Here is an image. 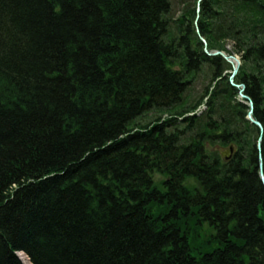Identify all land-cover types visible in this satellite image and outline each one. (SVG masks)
Listing matches in <instances>:
<instances>
[{
    "label": "trees",
    "instance_id": "obj_1",
    "mask_svg": "<svg viewBox=\"0 0 264 264\" xmlns=\"http://www.w3.org/2000/svg\"><path fill=\"white\" fill-rule=\"evenodd\" d=\"M261 166L264 0H0V264H264Z\"/></svg>",
    "mask_w": 264,
    "mask_h": 264
},
{
    "label": "bare ground",
    "instance_id": "obj_2",
    "mask_svg": "<svg viewBox=\"0 0 264 264\" xmlns=\"http://www.w3.org/2000/svg\"><path fill=\"white\" fill-rule=\"evenodd\" d=\"M200 1H202V0H199V2ZM198 12L200 11V8L198 7ZM196 29H197V31L200 33V28L198 27V21L196 20ZM202 37L203 36H201V39H202ZM203 38H205V37H203ZM206 39V38H205ZM202 41L204 42V40L202 39ZM206 42H207V40H206ZM204 44L206 45V48H205V50L207 51V53L208 52H212V51H215V50H220V49H215V50H209L208 48H207V45H208V42L207 43H205L204 42ZM221 51H223V50H221ZM225 53H227L226 51H224ZM209 54V53H208ZM228 54V53H227ZM210 55V54H209ZM228 55H233V54H228ZM222 56V55H221ZM223 57V56H222ZM238 57V56H237ZM224 58V57H223ZM239 59H240V61H241V65H242V59H241V57H238ZM225 59V58H224ZM233 61H234V65H237V61H236V59H232ZM227 61V60H226ZM229 62V61H228ZM230 63V62H229ZM231 64V63H230ZM232 65V67H233V64H231ZM241 65H240V67H241ZM240 69V68H239ZM233 70H234V68H233ZM233 70H232V75H231V81L236 85V86H238V87H240L241 88V91H240V96L242 97V98H248L249 99V97L244 93V90H245V88H244V90H242V84H236L235 82H234V79H232V77L233 78H235V76L237 75H235V76H233ZM238 72H239V70H238ZM237 72V73H238ZM241 85V86H240ZM242 93L243 94H245L247 97H244V96H242ZM251 103H252V101L250 102V105H251ZM252 105H253V103H252ZM251 105V107L253 108V106ZM251 108V110H252V112H253V109ZM250 110V111H251ZM250 113V112H249ZM249 113H248V116H249ZM252 116H253V114H252ZM249 118V117H248ZM254 118V117H253ZM261 170H263L262 169V166H261ZM260 175H261V171H260ZM18 255H19V258H20V260H21V262H22V264H34L32 261H31V259H30V257L24 252V251H21V252H18L17 253Z\"/></svg>",
    "mask_w": 264,
    "mask_h": 264
},
{
    "label": "water",
    "instance_id": "obj_3",
    "mask_svg": "<svg viewBox=\"0 0 264 264\" xmlns=\"http://www.w3.org/2000/svg\"><path fill=\"white\" fill-rule=\"evenodd\" d=\"M202 39L204 40L205 43H207L205 38L202 37ZM208 53H209L210 55H222L227 61H229L231 64H233V68H234V70H233V76H235V75L237 74V72H238V70H239V68H240V65H241V61H240V59H239L236 55H228L227 53H225L224 51H221V50H215V51L208 52ZM233 58L236 59V61H237V62H236L237 65H234V61L232 60ZM238 86H239V85H238ZM240 86H241V85H240ZM244 88H245V85L242 84V90H244ZM242 96L247 97V96H246L245 94H243V93H242ZM251 105H252V103H251ZM252 106H253V105H252ZM248 117H249V119H250L252 122H254V123L258 124L260 127H262L261 122L255 120V119L253 118V116H252V110L250 111ZM259 148H260V144H259ZM261 178H262V181H263V184H264V172H263V170H261Z\"/></svg>",
    "mask_w": 264,
    "mask_h": 264
},
{
    "label": "rangeland",
    "instance_id": "obj_4",
    "mask_svg": "<svg viewBox=\"0 0 264 264\" xmlns=\"http://www.w3.org/2000/svg\"><path fill=\"white\" fill-rule=\"evenodd\" d=\"M175 7H176V9L178 8V9L180 10V6L178 7V5H176ZM228 47L231 48V44H229ZM233 55H236V56L240 57V56L237 55V54H233ZM232 79H234V78L232 77ZM205 84H206V83L203 81V79H201V80L198 82V84L195 85L194 88H192L191 93H193V99H194V100H195V99H198V98L201 96V94L204 92ZM195 101H196V100H195ZM195 101H194V102H195ZM225 153L227 154L228 151L226 150ZM158 177H159V179H160L162 176H159V175H158Z\"/></svg>",
    "mask_w": 264,
    "mask_h": 264
}]
</instances>
